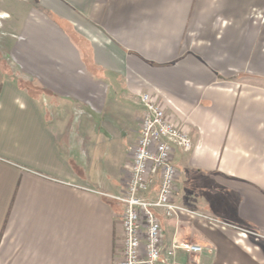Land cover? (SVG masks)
<instances>
[{
    "label": "crops",
    "instance_id": "crops-1",
    "mask_svg": "<svg viewBox=\"0 0 264 264\" xmlns=\"http://www.w3.org/2000/svg\"><path fill=\"white\" fill-rule=\"evenodd\" d=\"M10 4L0 264H118L143 93L192 141L158 264H264V0Z\"/></svg>",
    "mask_w": 264,
    "mask_h": 264
},
{
    "label": "built area",
    "instance_id": "built-area-1",
    "mask_svg": "<svg viewBox=\"0 0 264 264\" xmlns=\"http://www.w3.org/2000/svg\"><path fill=\"white\" fill-rule=\"evenodd\" d=\"M141 117L137 141L132 149L124 193L113 197L123 207L121 219V258L118 264H158L163 240L157 212L173 218L185 209L174 203L177 171L173 154L188 151L192 141L184 128L171 121L159 100L148 93L139 98ZM158 185L156 198H148ZM189 253H198L196 245H177Z\"/></svg>",
    "mask_w": 264,
    "mask_h": 264
},
{
    "label": "rangeland",
    "instance_id": "rangeland-1",
    "mask_svg": "<svg viewBox=\"0 0 264 264\" xmlns=\"http://www.w3.org/2000/svg\"><path fill=\"white\" fill-rule=\"evenodd\" d=\"M15 7L10 4V0H0V64L9 65V48L13 41V24L17 18L8 12H15ZM16 13V12H15ZM8 15V16H7ZM15 25V24H14Z\"/></svg>",
    "mask_w": 264,
    "mask_h": 264
}]
</instances>
